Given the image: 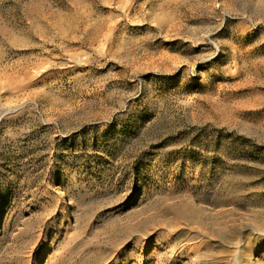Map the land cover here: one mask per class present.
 I'll return each mask as SVG.
<instances>
[{"label":"rangeland","instance_id":"obj_1","mask_svg":"<svg viewBox=\"0 0 264 264\" xmlns=\"http://www.w3.org/2000/svg\"><path fill=\"white\" fill-rule=\"evenodd\" d=\"M0 264H264V0H0Z\"/></svg>","mask_w":264,"mask_h":264}]
</instances>
